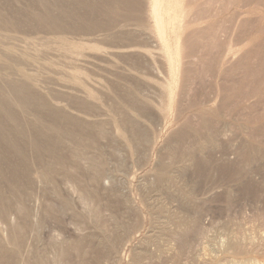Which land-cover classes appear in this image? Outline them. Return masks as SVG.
I'll return each mask as SVG.
<instances>
[{
  "label": "rangeland",
  "instance_id": "obj_1",
  "mask_svg": "<svg viewBox=\"0 0 264 264\" xmlns=\"http://www.w3.org/2000/svg\"><path fill=\"white\" fill-rule=\"evenodd\" d=\"M104 1L0 0V91L25 130L0 118L15 144L0 154V264H131L146 243L143 264L264 263V0H161L164 32L153 0ZM21 79L64 113L22 108L5 85ZM50 121L103 122L102 137L79 131L94 144H66L85 154L71 179L91 208L58 174L68 164L29 145ZM20 157L29 173L10 177Z\"/></svg>",
  "mask_w": 264,
  "mask_h": 264
},
{
  "label": "bare ground",
  "instance_id": "obj_2",
  "mask_svg": "<svg viewBox=\"0 0 264 264\" xmlns=\"http://www.w3.org/2000/svg\"><path fill=\"white\" fill-rule=\"evenodd\" d=\"M81 1V0H80ZM102 1V0H101ZM104 1V0H103ZM106 1V0H105ZM104 1V2H105ZM110 1H112V0H110ZM116 1V0H115ZM114 1V2H115ZM133 0H125V2L126 3H130V2H132ZM136 1V0H135ZM56 2V1H55ZM61 2V1H60ZM67 2V1H66ZM84 2V1H83ZM135 3V2H134ZM138 3V2H137ZM151 3H152V0H151ZM62 4V3H61ZM69 4V3H68ZM87 4H88V2H87ZM86 4V5H87ZM91 4H93V3H90V5ZM125 4V3H124ZM139 4V3H138ZM74 5V4H73ZM77 5V4H76ZM86 5H84V6H86ZM130 5V4H129ZM131 5H132V3H131ZM67 6V5H66ZM88 6V5H87ZM70 7V6H69ZM89 7V6H88ZM92 7V6H91ZM112 7V6H111ZM125 7V6H124ZM161 8H162V4H161V0H153V3H152V6H151V9H153V14L155 13V16H156V18H157V21H158V23H157V26L158 27H160V31L161 32H164L163 30H164V27L162 26V24H163V14L161 13ZM68 9V8H67ZM90 9V8H89ZM92 9H93V7H92ZM127 9V8H126ZM96 10V9H95ZM161 10V11H160ZM67 11V10H66ZM68 12V11H67ZM128 12V11H127ZM79 13V12H78ZM83 13V12H82ZM93 13H94V11H93ZM108 13V12H107ZM87 14H89V13H87ZM110 14V13H109ZM75 15V14H74ZM81 15V14H80ZM90 15V14H89ZM69 16V15H68ZM64 17V16H63ZM71 17V16H70ZM62 18V17H61ZM89 18V17H88ZM127 18V17H126ZM92 19H94V17L92 18ZM91 19V20H92ZM99 19V18H98ZM132 19V18H131ZM35 20V19H34ZM86 21V20H85ZM80 22V21H79ZM78 22V23H79ZM89 22V21H88ZM91 22V21H90ZM95 22V21H94ZM156 22V21H155ZM66 23V22H65ZM75 23H77V22H75ZM87 23V22H86ZM21 24V23H20ZM35 24V23H34ZM73 24V23H72ZM92 24V23H91ZM50 25V24H49ZM80 25H84L83 23L82 24H79V26ZM90 25V24H89ZM94 25V24H93ZM77 26H78V24H77ZM88 26V25H87ZM87 26H86V29H88L87 28ZM96 26V25H95ZM83 27V26H82ZM89 27V26H88ZM90 27H91V25H90ZM76 28V27H75ZM79 28V27H78ZM81 29V28H80ZM78 30V29H77ZM84 30H85V28H84ZM103 30V29H102ZM30 31V30H29ZM90 32V31H89ZM160 32V33H161ZM112 35V34H111ZM161 35V34H160ZM167 36V35H166ZM114 38H115V36H114ZM162 38V37H161ZM165 39V38H164ZM163 39V40H164ZM166 41V40H165ZM166 43V42H165ZM50 58V57H49ZM170 61V60H169ZM12 63H14V62H12ZM15 64V63H14ZM22 65V64H21ZM45 70V69H44ZM28 80H32V76L31 75H29V74H23ZM22 76V75H21ZM64 77V76H63ZM28 80H26V79H21V80H18V81H14V80H8V81H6V83H5V85H6V87H7V90H9V92L12 94V96H13V98L15 99V100H17L19 103H20V105H21V107L22 108H27V109H29L30 111H32L34 114H35V116L38 114V113H40V114H46V115H50V116H56V114L57 115H61L62 113H64V112H62V109H59V108H54L53 107V105L52 104H50V102H49V100H47V97L46 96H42V95H38L37 93L39 92V91H35V89H33L32 88V86L30 85V83L28 82ZM178 80V79H177ZM0 89H1V87H0ZM49 93H50V95H52L51 94V90L49 91ZM5 94H2L1 93V91H0V114L2 115L0 118H5V119H8V118H10V117H12L14 120H15V122H16V130H17V134L18 135H20V136H23V137H25V130H24V127H23V125H22V123H21V120L19 119V117L17 116V115H14V113H13V110H12V108H11V103H10V101L8 100V98H6L5 96H4ZM9 95V94H8ZM91 96V95H90ZM51 97V96H50ZM53 97V99H56L57 97H54V96H52ZM171 100V99H170ZM84 103V102H83ZM94 104V103H93ZM111 104V103H110ZM84 109H89L88 108V106L86 105V106H84L83 107ZM118 109V108H117ZM15 110V109H14ZM84 111H86V110H84ZM88 111V110H87ZM89 112V111H88ZM17 114H18V112H17ZM23 115V114H22ZM45 116V115H44ZM67 117V116H66ZM127 118H128V116H127ZM44 119V118H43ZM123 119V118H122ZM4 120V119H3ZM58 120V119H57ZM60 120V119H59ZM2 122H4V121H2ZM6 122V121H5ZM48 122V121H47ZM51 122V121H50ZM58 122V121H57ZM107 122V121H106ZM106 122H104V123H106ZM116 122V121H115ZM140 122V121H139ZM53 122H51V126H52V128L53 129H57V127H55L53 124H52ZM103 122H87V123H85V122H80V121H78L77 122V125L76 126H74V124H73V126L74 127H69V128H62L60 125H59V128L56 130V132H53V133H50V132H44V133H42L41 131H40V129H37V127H35V126H32L31 127V131H30V143H29V145H30V147H32V149L34 150V154H35V157H36V159H38L39 160V162H41V157H42V154H44V153H46V156H47V154L49 155V156H51V158L55 161V163H58V164H60V166L61 165H65V164H68V169H70V171H62L61 169V171H59V173L58 174H62V176L63 177H66V179H67V181H68V183H66V185L67 184H69V185H67V186H69L70 187V191H73V192H75V193H78V196L80 195V197H79V199L81 198V200H82V202L86 205V206H88V207H90L91 208V205H90V203L89 202H91L90 201V199H88L89 201H87V198H86V196H85V194L83 193V190L78 186V184H77V182L75 183V181H72V179H73V177L75 176V175H73V171L75 172L76 171V165H79V163H80V161L81 160H83V159H85V158H83V156L85 155V154H82L81 153V151L80 150H78V149H76L75 148V146L73 147V146H67L70 142H73L74 144H75V138L77 137V138H80L79 140H80V142H86L87 144H88V142L90 143H93L94 144V142H95V138H93V137H91V136H89V135H87L86 137L85 136H83V137H81V136H79V134H80V132L79 131H83V130H85V129H87V128H89L90 126H92V125H95V124H99V125H97V126H100V127H98V130L99 131H97L96 130V128L93 130V128L94 127H92V130L93 131H96V133L98 134V136L99 137H102V136H104L105 134H104V129H102V127H101V125H103L102 124ZM123 123L125 124V125H130V126H132L131 125V123L127 120V119H125V117H124V119H123ZM9 124V123H8ZM26 124V123H25ZM63 124H64V122H63ZM66 124V123H65ZM119 124V123H118ZM124 124H123V127L125 128V126H124ZM106 125V124H105ZM8 126H10V125H8ZM111 126V125H110ZM135 126V125H134ZM134 126H133V129H134ZM64 127V126H63ZM8 128V127H7ZM14 128V127H13ZM40 128V127H39ZM100 128V129H99ZM114 128H116V127H114ZM116 129H118V128H116ZM115 129V130H116ZM10 130V129H9ZM90 130H91V128H90ZM114 130V129H113ZM128 130V129H127ZM43 131V130H42ZM86 131V130H85ZM116 131H118V130H116ZM121 131L123 132V130L121 129ZM129 131V130H128ZM11 132V131H10ZM124 132H126L125 130H124ZM134 131H131V133H129L128 134V141L130 140H133V139H137L138 140V137H136V136H138L137 135V132L135 133H133ZM121 133V132H120ZM119 133V134H120ZM127 133V132H126ZM104 134V135H103ZM123 134V133H122ZM125 134V133H124ZM10 135V133L9 132H6L5 130H4V128L0 125V149H4V150H6V151H2V150H0V154H5V156H3L2 155V157H3V159H5V158H7V153H5V152H11L12 150H14V149H11V147L13 148L14 146H15V144H13V146H11V144H12V138L9 136ZM16 135V134H15ZM126 135V134H125ZM13 136V135H12ZM79 136V137H78ZM97 136V137H98ZM123 136V135H122ZM127 136V135H126ZM15 138H17L16 136H14ZM127 138V137H126ZM18 139V138H17ZM142 139H144V136L142 135L141 137H139V140H142ZM146 141V140H145ZM145 141H144V143H145ZM14 142H15V140H14ZM79 142V141H78ZM3 143H7L8 145H10V146H4L3 145ZM23 144V143H22ZM21 144V145H22ZM62 144H64V147H66V149H69L68 150V152L66 153V154H63L60 150H59V145H62ZM67 144V145H66ZM138 144H139V142H138ZM102 146V145H101ZM141 146V145H140ZM139 146V147H140ZM22 147H24L23 145H22ZM68 147V148H67ZM70 147H73V149H71ZM16 148H18V147H16ZM15 148V149H16ZM25 148V147H24ZM28 148V147H27ZM26 148V149H27ZM20 149V148H19ZM23 149V148H22ZM21 149V150H22ZM11 150V151H10ZM29 150V149H28ZM70 150H71V152H70ZM20 150H18V152H19ZM63 151V150H62ZM16 152H17V150H16ZM26 152V151H25ZM29 152V151H28ZM12 153V152H11ZM14 153V152H13ZM12 153V154H13ZM68 153H69V155H70V159L71 160H69L68 161V158H67V156L66 155H68ZM187 153V152H186ZM18 155V154H17ZM14 156V155H13ZM18 156H20V154L18 155ZM29 156V155H28ZM33 156V155H32ZM1 158V157H0ZM29 158V157H28ZM39 158H41V159H39ZM45 158V157H44ZM48 159H49V157H48ZM184 159V158H183ZM194 159V158H193ZM18 160V159H17ZM33 160H35V159H33ZM52 160V161H53ZM7 161V160H6ZM47 161V160H46ZM51 160H48V162H50ZM87 161H89V160H87ZM181 161H179V163H180ZM184 162H185V160H184ZM46 163V162H45ZM90 163V162H89ZM183 163V162H182ZM14 163H11L10 165V177H14V176H16L17 174H18V169L20 168V169H22V171H23V173L24 174H28L29 173V165H28V162H27V160H25V159H23V158H21L20 157V165L18 166V165H13ZM51 164V163H50ZM49 163H46V168L48 167V169L50 168L51 169V172H54V171H52V169H54V165H50ZM180 165V164H179ZM185 165V163H183V165L181 164L180 166H184ZM53 168H52V167ZM89 166H91L93 169L92 170H94V172H93V179H99V178H101V177H105L104 175V171L103 170H101L100 168H97V166L96 167H94V165H90L89 164ZM40 167V166H39ZM38 167V168H39ZM45 167V166H44ZM57 168V167H56ZM181 168V167H180ZM185 168V167H184ZM184 168H183V170H184ZM8 169V168H7ZM32 170V169H31ZM30 170V171H31ZM91 170V169H90ZM47 171V172H46ZM40 170V171H37V173H38V179H39V181L38 182H43V181H50V173H48L50 170ZM89 173V172H88ZM53 174V173H52ZM57 174V175H58ZM109 176V175H108ZM108 176H106V177H108ZM0 177H1V175H0ZM23 178V177H22ZM72 178V179H71ZM168 178V177H167ZM13 179V178H12ZM33 179V178H32ZM109 179V178H108ZM24 180V179H23ZM166 180L167 179H165V176L163 175V174H161L160 175V183H161V186H162V188H164L166 185H165V183H166ZM66 181V182H67ZM36 182V181H35ZM116 182V181H115ZM12 183H14V182H12ZM65 183V182H64ZM176 183V182H175ZM39 184V183H38ZM23 185V184H22ZM160 186V187H161ZM171 186V185H170ZM25 187V186H24ZM158 188H159V186H158ZM20 190H21V188H20ZM28 190V189H27ZM158 190V189H157ZM105 191V190H104ZM161 191H164V190H161ZM170 191V190H169ZM31 192V191H30ZM161 193V192H160ZM32 195V194H31ZM122 195V194H121ZM26 196V195H25ZM28 196V195H27ZM13 197V196H12ZM5 198V197H4ZM4 198L0 195V215H3L5 218H7L9 215H11L12 214V210L11 211H8L7 210V208H6V204H7V202H6V199L4 200ZM9 198V197H8ZM31 198V197H30ZM92 200V199H91ZM9 201V200H8ZM15 203V202H14ZM27 203V202H26ZM16 204V203H15ZM92 204V203H91ZM94 204V203H93ZM17 205H18V203H17ZM19 205H21V204H19ZM96 205V204H95ZM179 206V205H178ZM14 207V206H13ZM17 207V206H16ZM85 207V206H84ZM15 208V207H14ZM89 208V209H90ZM160 208V207H159ZM10 209V208H9ZM24 209V210H23ZM95 209V207L94 208H92V210H94ZM99 210V209H98ZM22 211V212H21ZM23 211H25V213H26V210H25V208L23 207V206H21V207H19V213H23ZM104 211V210H103ZM131 211V210H130ZM13 212H14V210H13ZM17 212V211H16ZM94 212H95V210H94ZM105 212V211H104ZM126 212V211H125ZM102 213V212H101ZM170 215H171V213H170ZM177 216V215H176ZM170 218V217H169ZM168 218V219H169ZM173 218V217H172ZM172 218H170V219H172ZM10 219V218H9ZM167 221H169L170 222V220H167ZM166 222V221H165ZM173 222V221H172ZM169 224V223H168ZM167 224V222H166V225L163 223V225H165V227L166 226H169ZM19 225V224H18ZM23 225V224H22ZM162 225V226H163ZM103 227H105V226H103ZM182 227V226H181ZM184 228V227H183ZM166 229V228H165ZM182 229V228H181ZM107 230V229H106ZM109 230V229H108ZM171 230V229H170ZM166 231V230H165ZM106 232V231H105ZM121 233V232H120ZM156 234V233H155ZM176 234V233H175ZM111 235H112V233H111ZM160 235V234H159ZM158 234H157V237L159 236ZM100 237V236H99ZM119 237V236H118ZM154 237H155V235H154ZM114 238H115V236H114ZM159 238V237H158ZM113 239V238H112ZM155 239V238H154ZM150 240H152V239H150ZM114 241V240H113ZM112 241V242H113ZM171 241V240H170ZM115 242V241H114ZM147 242V241H146ZM152 242V241H151ZM179 242V241H178ZM149 243H150V241H149ZM161 243V242H160ZM98 244V243H97ZM162 244V243H161ZM226 245V244H225ZM98 246V245H97ZM156 246V245H155ZM3 248V247H2ZM168 248V247H167ZM228 248H229V246H228ZM6 250V249H5ZM101 250V249H100ZM103 250H105V249H103ZM169 250V249H168ZM106 251V250H105ZM165 252V251H164ZM216 254V253H215ZM102 255V254H101ZM162 256V255H161ZM1 257V256H0ZM149 257L151 258V260H152V256H151V254H150V252H149V254H148V244L146 243L145 244V246L142 248V252L140 253V252H138L137 254H136V256H134L133 257V259H132V262H131V264H143V261L145 260V259H149ZM212 257V256H211ZM203 259V258H202ZM216 259V258H215ZM106 260V259H105ZM211 260V262H212V258L210 259ZM213 260H214V258H213ZM219 260V259H218ZM146 261V260H145ZM153 261V260H152ZM151 261V262H152ZM151 262H150V264H151ZM200 262V261H199ZM234 262H236V261H234ZM233 262V263H234ZM240 261H238V263H239ZM148 263V262H147ZM241 263V262H240ZM243 263V262H242ZM246 263V261L244 262V264ZM149 264V263H148ZM247 264H264L263 262H260V260L258 261V260H256V259H254V260H250V262L248 263V260H247Z\"/></svg>",
  "mask_w": 264,
  "mask_h": 264
}]
</instances>
